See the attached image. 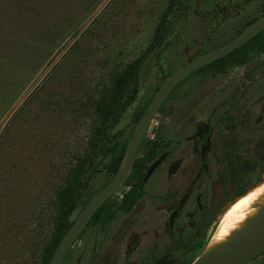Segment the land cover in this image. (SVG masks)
Listing matches in <instances>:
<instances>
[{
  "label": "rangeland",
  "instance_id": "1",
  "mask_svg": "<svg viewBox=\"0 0 264 264\" xmlns=\"http://www.w3.org/2000/svg\"><path fill=\"white\" fill-rule=\"evenodd\" d=\"M169 1L0 0V264H44L55 192L90 147L98 102L150 44ZM262 14L264 0H180L164 45L139 70L135 100L108 136L126 146L138 113L169 74ZM198 126L209 127L202 135L204 160ZM154 141L160 144L156 155L168 151L169 157L146 181L135 207L106 212L61 264H188L200 254L237 193L264 180V34L222 69H197L183 78L144 131L136 158ZM109 161L70 220L110 179ZM126 189L111 196L108 211ZM192 242L200 248L188 251ZM248 264H264V255Z\"/></svg>",
  "mask_w": 264,
  "mask_h": 264
},
{
  "label": "trees",
  "instance_id": "2",
  "mask_svg": "<svg viewBox=\"0 0 264 264\" xmlns=\"http://www.w3.org/2000/svg\"><path fill=\"white\" fill-rule=\"evenodd\" d=\"M179 3L180 0L169 1L168 6L161 16L150 44L136 59L128 63L126 67L117 75L108 95L98 102L96 107L98 125L91 137L90 147L87 152L77 157L75 164L68 172L67 178L61 187L55 192L53 200L55 211L54 231L45 246L44 264L49 263L57 244L72 224L70 215H72L79 203L82 202V198L86 194L90 181L99 172L100 166L104 160L110 157V161L107 164L108 176H110V178L119 169L124 157L126 146L119 144L115 136L109 137L108 130L119 122L122 111L135 100L137 95L136 81L139 70L144 63L145 58L153 50L164 45L165 35L169 27V15L171 14L172 9ZM263 34L264 31L258 33L241 47L211 63L200 67L198 70L208 67L222 69L226 60L237 54L246 44L258 39ZM146 106L138 113L136 122L140 118ZM158 148L159 144L154 141L153 146H151L144 156L135 158L132 170L123 184L129 188L122 192V197L117 206L111 211H108L112 204V197H109L96 210L87 226H90L97 220H101L106 212H109V216H113L118 211L126 213L133 208L142 195V189L140 186L147 165L155 157ZM246 191L238 193V196L242 195ZM109 203H111L110 206H108ZM83 232L80 233L77 239L82 236ZM262 254H264V250ZM196 257L197 256H195L194 259ZM194 259H192L191 262Z\"/></svg>",
  "mask_w": 264,
  "mask_h": 264
},
{
  "label": "water",
  "instance_id": "3",
  "mask_svg": "<svg viewBox=\"0 0 264 264\" xmlns=\"http://www.w3.org/2000/svg\"><path fill=\"white\" fill-rule=\"evenodd\" d=\"M264 30V14L256 18L244 30L228 42L206 51L172 72L158 87L145 110L137 120L128 139L123 160L113 177L98 190L82 207L72 224L57 244L48 264H61L62 259L76 237L87 225L99 206L110 197L127 179L130 174L140 140L159 107L172 89L194 70L211 63L233 50L241 47L252 37ZM156 159L146 171L145 181L163 159ZM223 215V214H222ZM210 232V237L216 230L218 222ZM207 239V243L209 242ZM208 245V244H207ZM264 250V209L244 229L236 233L231 240L219 247L205 252V246L200 254L190 264H248L255 256Z\"/></svg>",
  "mask_w": 264,
  "mask_h": 264
},
{
  "label": "bare ground",
  "instance_id": "4",
  "mask_svg": "<svg viewBox=\"0 0 264 264\" xmlns=\"http://www.w3.org/2000/svg\"><path fill=\"white\" fill-rule=\"evenodd\" d=\"M263 209L264 180L236 197L221 212L216 221L218 225L215 232L210 239V234L208 236L209 242L205 244V252L211 251L231 240L236 233L244 229L247 223L263 211Z\"/></svg>",
  "mask_w": 264,
  "mask_h": 264
},
{
  "label": "flooded vegetation",
  "instance_id": "5",
  "mask_svg": "<svg viewBox=\"0 0 264 264\" xmlns=\"http://www.w3.org/2000/svg\"><path fill=\"white\" fill-rule=\"evenodd\" d=\"M263 31H264V30H263ZM261 32H262V31H261ZM233 38H234V37H233ZM262 53H263V52H262ZM198 69H199V68H198ZM196 70H197V69H196ZM194 71H195V70H194ZM208 131H209V127H208V126H204V128H202V129L198 126V127H197V130H196V133H195V137H196V139H197V142H198V144L200 145V146H199V153H200V156H201L202 160H204L205 157H206V150H205L204 146L202 145V141H203V139H202V135L208 133ZM158 144H159V143H158ZM151 146H153V143L150 145L149 149L151 148ZM149 149H148V150H149ZM159 150H160V144H159V148H158L157 152H158ZM157 152H156V153H157ZM162 155L164 156L163 159H162L161 162L158 164V166L154 169L153 172H155V170H156V169H157V168H158V167L164 162V160H165L166 158L169 157V153H168V151H164L163 153H161V154L158 155V156L155 155V157H154V158L148 163L147 168H146L145 173H144V176H145V174H146V171H147L148 168L150 167V165H151L156 159H158V158H159L160 156H162ZM175 165H176V163H175ZM175 168H176V167H175L174 165L170 164V165H169V168H168V172H173V171L175 170ZM106 169H107V167H106ZM107 172H108V170H107ZM153 172L149 175V177L153 174ZM144 176H143V178H144ZM112 177H113V176H112ZM112 177H111V178H112ZM149 177H148L145 181H143V179H142L141 186H140L141 189H142V195H141V197L143 196V186H144V184L146 183V181L149 179ZM111 178H110V179H111ZM110 179H109V180H110ZM109 180H108V181H109ZM108 181H107V182H108ZM123 184H124V183H123ZM121 186H122V185H121ZM121 186H120V187H121ZM102 187H103V186H102ZM102 187H101V188H102ZM120 187H119V188H120ZM101 188H100V189H101ZM119 188H118V189H119ZM128 188H129V187H127V189H128ZM250 188H251V187H250ZM100 189H99V190H100ZM118 189H117V190H118ZM234 189H236V187H235ZM248 189H249V188H248ZM117 190H116V191H117ZM116 191H115V192H116ZM115 192H114V193H115ZM240 192H242V191H240ZM114 193H113V194H114ZM238 193H239V192H238ZM238 193H237V194H238ZM113 194H112V195H113ZM112 195H111V196H112ZM111 196H110V197H111ZM237 196H238V195H237ZM121 197H122V194H120L119 201H120ZM141 197H140V198H141ZM108 198H109V197H108ZM108 198H107V199H108ZM140 198L138 199V201L140 200ZM196 200H198V197L196 198ZM138 201H137V202H138ZM137 202H136V204H137ZM112 204H113V202H112ZM112 204H111V205H112ZM136 204H135V205H136ZM84 205H85V204H84ZM135 205L133 206V208L135 207ZM197 206L200 207L199 204H198ZM99 207H100V206H99ZM133 208H132V209H133ZM132 209H131V210H132ZM131 210H130V211H131ZM130 211H128V212H126V213H129ZM118 212H119V211H118ZM124 213H125V212H124ZM175 215H176V211H173V212L171 213V215L169 216L168 224H167V226H168L169 229H171V228L173 227V221H174V216H175ZM91 218H92V217H91ZM89 221H90V220H89ZM88 223H89V222H88ZM88 223H87V225H88ZM87 225L83 228L84 232L86 231V229H87V227H88ZM83 230H82L80 233H82ZM79 235H80V234H79ZM79 235H78V236H79ZM78 236H77L76 239L73 241V243H74L75 241L78 240V239H77ZM73 243H72V244H73ZM72 244H71V245H72ZM199 246H200V244H199L198 242H192L189 246H187V250H188V251H195V250H198V249H199ZM70 247H71V246H70ZM70 247L68 248V250L70 249ZM68 250L66 251V253L68 252ZM262 252H263V251H262ZM262 252H261V255H264V254H262ZM66 253H65V254H66ZM64 256H65V255H64ZM63 258H64V257H63ZM192 259H194V258H192ZM192 259H191V260H192ZM62 260H63V259H62ZM190 263H191V261H190L188 264H190Z\"/></svg>",
  "mask_w": 264,
  "mask_h": 264
}]
</instances>
